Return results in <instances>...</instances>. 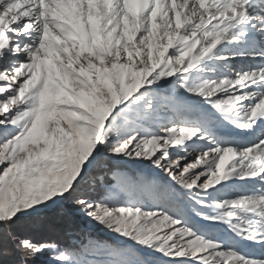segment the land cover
<instances>
[{
    "label": "snow or ice",
    "instance_id": "snow-or-ice-1",
    "mask_svg": "<svg viewBox=\"0 0 264 264\" xmlns=\"http://www.w3.org/2000/svg\"><path fill=\"white\" fill-rule=\"evenodd\" d=\"M0 264H264V0H0Z\"/></svg>",
    "mask_w": 264,
    "mask_h": 264
}]
</instances>
